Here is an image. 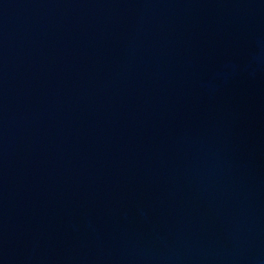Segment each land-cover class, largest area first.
<instances>
[{
	"label": "water",
	"instance_id": "1",
	"mask_svg": "<svg viewBox=\"0 0 264 264\" xmlns=\"http://www.w3.org/2000/svg\"><path fill=\"white\" fill-rule=\"evenodd\" d=\"M0 264H264V0H0Z\"/></svg>",
	"mask_w": 264,
	"mask_h": 264
}]
</instances>
